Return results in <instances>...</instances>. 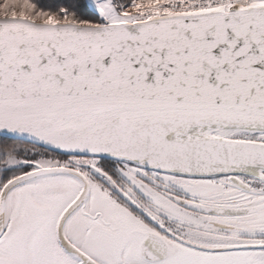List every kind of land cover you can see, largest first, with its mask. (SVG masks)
Wrapping results in <instances>:
<instances>
[{
  "label": "snow or ice",
  "instance_id": "obj_1",
  "mask_svg": "<svg viewBox=\"0 0 264 264\" xmlns=\"http://www.w3.org/2000/svg\"><path fill=\"white\" fill-rule=\"evenodd\" d=\"M0 264H264V0H0Z\"/></svg>",
  "mask_w": 264,
  "mask_h": 264
}]
</instances>
